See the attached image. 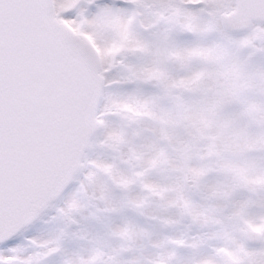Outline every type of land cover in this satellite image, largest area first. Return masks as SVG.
<instances>
[{
	"label": "snow or ice",
	"instance_id": "obj_1",
	"mask_svg": "<svg viewBox=\"0 0 264 264\" xmlns=\"http://www.w3.org/2000/svg\"><path fill=\"white\" fill-rule=\"evenodd\" d=\"M128 2L0 0V264H42L59 251L58 238L55 243L36 242L43 251L22 255L16 247L17 224L79 162L93 128L105 123L97 96L120 83L110 79L118 67L126 68L133 81L154 83L157 91L113 100L106 110L122 114L129 124L151 120L157 137L146 150L124 128L112 129L105 142L127 145L128 152L121 154L120 164L93 162L94 167L125 192V202L132 208L140 209L144 203L134 195L138 185L147 194L159 195L166 208H182L193 219L210 215L213 222L230 229L217 234L224 243L213 254L193 264H264V215L253 218L247 201L223 203L231 201L239 188L264 189V170H254L240 159L252 146L244 131L247 115L251 112L264 120V67L253 69L236 55L241 44L264 51V0H208L205 7L212 25L190 16L182 0H132L131 7ZM145 10L160 25L152 39L141 32L146 27L141 19ZM177 19L199 34L208 27L220 32L225 24L252 27L231 46L221 39L180 45L169 32L170 22ZM68 25L91 35L100 52L74 36ZM129 54L141 55L145 63L125 65ZM230 105L236 106L234 111ZM161 136L174 146L176 157L160 143ZM160 165L170 166L182 181H192L197 188L210 171H219L224 179L205 193V199L214 203L196 205L184 183L161 187L150 182L147 177ZM94 177L89 174L90 181ZM100 189V198L106 200L107 187L101 183ZM77 207L73 203L65 213L70 222ZM136 232L131 223L113 229V235L123 239H133ZM250 240L261 243L252 246ZM203 243L194 240L190 246ZM103 256L96 250L65 264H108ZM173 258L174 253L160 254L149 264H173ZM109 259L119 264L115 256Z\"/></svg>",
	"mask_w": 264,
	"mask_h": 264
},
{
	"label": "flooded vegetation",
	"instance_id": "obj_2",
	"mask_svg": "<svg viewBox=\"0 0 264 264\" xmlns=\"http://www.w3.org/2000/svg\"><path fill=\"white\" fill-rule=\"evenodd\" d=\"M108 2L116 5L120 3V0H108ZM182 2L187 6L186 11L188 14L192 13L193 10H199V22L212 25V19L205 7L208 0H182ZM131 4L132 0H129L128 6L131 7ZM141 19L145 26L156 25L150 10H145ZM143 35L148 37L149 33ZM113 76L112 72L110 79L118 80L120 83L124 80V77L122 78L118 73L116 74L118 78L114 79ZM154 88L155 84L152 82L132 80L130 90L132 94L151 95L155 93ZM123 90L125 88H107L102 101L101 113H104L105 123L99 125V136H101L99 149L100 159L103 162L115 161L120 164L121 154L128 152L127 145L113 147L105 142L110 125L115 129L124 128L137 146L143 140V136L136 138L138 131L135 130L138 124H129L122 114L106 110V106L110 105L113 100L122 99L119 98V95L122 94L120 92ZM139 125L142 134L146 131H153L152 121L147 118ZM259 158L258 168L264 170V151L260 153ZM121 167L126 168V165H121ZM176 179L177 183H174V185L178 184V180H180L179 177ZM170 180L163 176L162 187L171 186ZM94 181L95 179L91 181L88 178L78 179L72 187H79L76 193L80 197V200L77 199L78 206L81 204L80 201L83 202L82 208L76 209L72 214L74 222H70L65 214L67 211L63 198L68 194L66 193L57 202L50 205V210L40 214L39 219L32 226L24 229L18 235L19 242L16 247L21 250L22 255L26 256L38 250L43 251V249H37L36 242L55 243L59 238V243L66 244L69 249L77 248L79 250L78 254L74 255L73 251H70L69 255L66 253L67 256L63 250L59 249L54 253L59 258H49L50 255H48L43 259L42 264H57L56 262L65 264L67 260H74L73 256L75 259L78 256H88L96 250H101L104 253L103 259L107 260L108 264H113L109 259L111 256H115L119 264H149L151 258H156L160 254L167 256L169 253H174L173 264H193L201 256L213 254L215 247L224 243L223 240L217 238V234L230 230L219 223L213 222L210 215L193 219L182 208H166L164 207V200L159 195L147 194L138 185L134 186V195L143 198L144 203L140 209L132 208L125 202V192L114 185L112 180L104 173L98 181L99 185L103 183L107 187L108 198L106 200L101 199L94 188ZM85 186H90V188H85ZM184 186L186 193V184ZM83 190L93 192H81ZM167 195L171 197L173 193H167ZM236 197L239 198L236 199ZM202 198L203 196L200 195L199 199L196 200L198 206L202 205V201L206 207L214 203L211 199ZM232 201L250 202L249 214L253 218L264 215V189L258 188L253 191L244 188L243 192H234L231 201L225 200L224 204L230 206ZM113 206L116 210H112ZM83 223L88 224V233L83 232ZM125 223L136 226L137 232L133 239H123L113 235V229ZM40 236L46 238V241H39ZM179 240L188 241L189 244L179 245L176 243ZM194 240L203 241L204 243L201 247L194 248L190 246V242ZM248 243L252 246H259L261 242L251 241ZM102 244L106 246L103 247ZM122 245L123 247H121Z\"/></svg>",
	"mask_w": 264,
	"mask_h": 264
},
{
	"label": "rangeland",
	"instance_id": "obj_3",
	"mask_svg": "<svg viewBox=\"0 0 264 264\" xmlns=\"http://www.w3.org/2000/svg\"><path fill=\"white\" fill-rule=\"evenodd\" d=\"M189 11H192V10H189ZM189 15L190 16H192L193 18H196V19H198V17L200 16V11L199 10H193V12L192 13H189ZM147 20V19H146ZM209 28V27H208ZM187 29V28H186ZM159 31V30H158ZM157 31V32H158ZM249 32V31H248ZM248 32H246L245 34H243V35H241V36H236V37H234V39H242V38H244L245 36H246V34L248 33ZM204 33H206V32H204ZM203 33V34H204ZM199 34V33H198ZM200 35V34H199ZM148 38V37H147ZM152 37H150L149 39H151ZM206 39H208V36H206L205 37ZM206 39L204 40V38H194V39H191V40H183L182 39V41L181 42H178V44H180V45H191L192 43H194V42H196V41H198V40H204V41H206ZM233 39V40H234ZM242 45H245L246 46V48L248 49V51H249V53H253V54H258L259 56H257V59L255 60V63H254V65L253 66H251L253 69H255V68H260V67H264V62H263V60H262V57H264V51H261L259 48H256L255 50H253L252 48H250V47H248L246 44H241V46H240V48L242 47ZM99 49V48H98ZM99 51H100V49H99ZM237 53H239V52H236V55H237ZM140 58V56H137L136 57V59H139ZM143 63H145V60L143 61V60H140V61H136V62H133V66H138V65H141V64H143ZM179 69V67H176V69ZM176 69H174L175 71H177L178 72V70H176ZM114 76H113V78H115V77H117V76H115V74H113ZM112 78V77H111ZM127 78H131L129 75H127ZM253 91V94H258V90H256V89H254V90H252ZM131 95H133L130 91H127V92H125V93H123V94H121V95H119V98H122V99H126V98H128L129 96H131ZM145 96H147V95H145ZM235 110V109H234ZM233 110V111H234ZM249 114H251V112H249ZM246 119H245V122H244V131H245V133L247 134V136L250 138V140H251V142H252V146L249 148V149H247L245 152H247L248 150H251V149H257V148H260V147H263V143H264V120H258V119H256L252 114L250 115V121H251V126H252V131H247V130H245L246 129ZM149 124V123H148ZM149 126V125H148ZM157 126L153 123L152 124V129H155ZM112 129H115L112 125H110L109 127H108V132L110 131V130H112ZM250 130V129H249ZM154 131V130H153ZM150 132L151 131H146L144 134H142L141 136H143V140H142V142L140 143V145L139 146H143L146 150L147 149H149L150 147H151V145L153 144V141L156 139V137L157 136H155V135H153V134H150ZM154 133L155 134H157V132L156 131H154ZM173 157H176L177 156V153H172L171 151H168ZM244 152V153H245ZM251 156H243V154L240 156V159H242L249 167H251V168H253L254 170H260L259 168H258V164H257V162L258 161H260V159H259V157L258 156H256V157H254L253 158V155L252 154H250ZM94 159V160H93ZM92 160H91V163H90V161L88 162L89 163V166H90V168H89V170L87 171V168H85L84 170H83V172H85V175H89L90 173H95L96 172V170H97V168L95 169V167H94V164H93V162H103L101 159H100V157L99 156H97V157H95L94 156V158H93ZM194 163L195 162H197L196 160H194L193 161ZM87 163V164H88ZM216 170H214L213 172H215ZM161 173H163V176L165 177H167L168 179H171L170 180V185L171 186H174V183H177V179L175 178L176 176H177V174H171L172 172H168V170H164V171H162L161 170ZM163 176L159 173V174H156V176H153V175H150V176H148L147 177V179L150 181V182H152V183H154V184H156V185H159V186H161L162 187V184H163V181H162V178H163ZM205 177H208L209 179H212V178H216L215 177V175H214V173H212V172H209ZM204 177V178H205ZM84 178H86L85 176L84 177H82V179L81 180H84ZM89 178V177H88ZM99 178H102L101 176H100V174H98L97 172L95 173V177H94V179H95V181H94V188H95V190L97 191V193H99V195H100V193H101V189H100V185H99V181H98V179ZM157 179V180H156ZM86 181H88V180H86ZM187 182H189V183H192V181H187ZM209 181H207V180H202V182H201V185H203V187H204V190L207 192V190H208V187L209 186H211V185H215V183L214 182H209ZM178 183H183L182 182V180L180 179V180H178ZM207 183V184H206ZM204 184H206V185H204ZM200 185V186H201ZM85 188H90V186H85ZM188 189L189 188H187V192H188ZM77 190H79V187L78 186H76V187H74V188H72V189H70L69 190V192H68V194H66V196H64V198H63V200L65 201V207H66V211L69 209V205H71V204H73V203H76L77 205H78V200H80V197L78 196V195H76V193L78 192ZM84 192H86V190H84ZM186 192V195L190 198V196H189V194ZM172 196V195H171ZM239 197H236V199H238ZM78 199V200H77ZM193 201V200H192ZM194 202V201H193ZM80 206H78L76 209H81L82 207V205H83V202L82 201H80ZM196 205H198V203L197 202H194ZM223 203H225V201L223 202ZM202 205L203 206H205L206 207V205H205V203L202 201ZM75 209V210H76ZM74 210V211H75ZM73 211V212H74ZM73 212H72V214H73ZM84 224V223H83ZM86 228V229H85ZM83 230V232L84 233H88V224H84V228L82 229ZM106 236V235H105ZM39 239V241H46V238H42L41 236L38 238ZM87 247L89 246L88 244L86 245ZM102 246L103 247H105L106 245H104V244H102ZM69 246H67L66 244H62V243H60V250H63L64 251V253L66 254H68L70 251H73V253H74V255L77 253L78 254V249L77 248H74V249H69L68 248ZM66 254V255H67ZM69 255V254H68ZM67 255V256H68ZM81 255H83V254H81ZM70 257V256H69ZM49 258H55V259H57V258H59V256L58 255H56V254H54V253H52L50 256H49ZM73 259L75 260V257L73 256ZM57 264H60V262H56Z\"/></svg>",
	"mask_w": 264,
	"mask_h": 264
},
{
	"label": "water",
	"instance_id": "obj_4",
	"mask_svg": "<svg viewBox=\"0 0 264 264\" xmlns=\"http://www.w3.org/2000/svg\"><path fill=\"white\" fill-rule=\"evenodd\" d=\"M225 26L231 32H243V31H245V30H247V29H249L251 27L250 24H241V25H239L238 27H235V28H233V27H231V26H229L227 24H225ZM68 28L70 29L71 33L74 36H76L78 39L81 40V38L78 37L70 27H68ZM86 44L89 45L91 48H93V46L90 43H86ZM95 52H96V50H95ZM100 98H101V94H98L97 101H96L97 110H98V106H99V103H100ZM96 128H97V126L93 128V130L91 132V135H90L89 141L83 146V148L81 150V153H80V156H79V162L76 163L70 169H68L64 173V175L61 177L60 182L58 183V185L55 188H53L52 190H50L49 192H47L45 194V196L39 201V203L33 208V210L26 217L22 218L19 221V223L17 224V228L19 229V232L21 230H23L24 228L30 226L35 220H37L39 214L41 212H43V211H46L48 209V205L50 203H52V202H55L66 191V189L70 186L74 176L81 169L82 159H83L86 151L89 148V145H90V142H91L92 138L94 137V134L96 132Z\"/></svg>",
	"mask_w": 264,
	"mask_h": 264
},
{
	"label": "trees",
	"instance_id": "obj_5",
	"mask_svg": "<svg viewBox=\"0 0 264 264\" xmlns=\"http://www.w3.org/2000/svg\"><path fill=\"white\" fill-rule=\"evenodd\" d=\"M180 31H181V35H182V33H185V37H183V35L181 36V38H183V39L191 40V39H194V38H204L203 35H201V34L199 35V34H197V33H194V32H192V30H190V29H188V28L186 29V27L180 26V25H178V24H177V25L170 26V33H171V32H174V33L177 35L178 38H180V37H179V34H178V32H180ZM219 34H221V31H220V32H217V31L214 30V28L209 27V28L207 29L206 33H205V37L208 36L209 40L212 41V40L219 39L218 36H217V35H219ZM190 36H192V37H190ZM179 40H180V39H179ZM247 127H248L249 129L252 128V126H250V123H248ZM178 128H179V127H178ZM135 131H136V132L138 131V133H139V132H140V133L142 132V131H141V127H140L139 124L137 125ZM135 131H134V135L136 134ZM100 137H101V136H98V139L96 140V145H99V139H100Z\"/></svg>",
	"mask_w": 264,
	"mask_h": 264
}]
</instances>
